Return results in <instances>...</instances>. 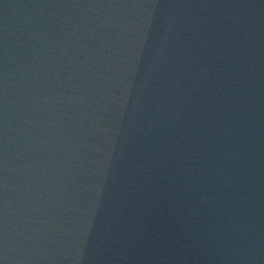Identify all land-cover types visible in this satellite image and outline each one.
I'll list each match as a JSON object with an SVG mask.
<instances>
[{"label":"water","instance_id":"water-1","mask_svg":"<svg viewBox=\"0 0 264 264\" xmlns=\"http://www.w3.org/2000/svg\"><path fill=\"white\" fill-rule=\"evenodd\" d=\"M0 264H264V0H0Z\"/></svg>","mask_w":264,"mask_h":264}]
</instances>
